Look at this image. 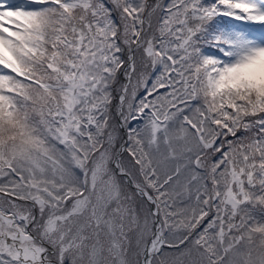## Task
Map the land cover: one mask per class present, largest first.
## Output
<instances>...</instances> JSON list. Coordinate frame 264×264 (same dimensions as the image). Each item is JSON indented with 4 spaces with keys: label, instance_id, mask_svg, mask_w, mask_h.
I'll return each mask as SVG.
<instances>
[{
    "label": "snow or ice",
    "instance_id": "1",
    "mask_svg": "<svg viewBox=\"0 0 264 264\" xmlns=\"http://www.w3.org/2000/svg\"><path fill=\"white\" fill-rule=\"evenodd\" d=\"M0 264H264V0H0Z\"/></svg>",
    "mask_w": 264,
    "mask_h": 264
}]
</instances>
